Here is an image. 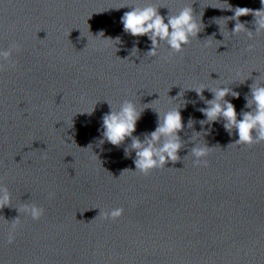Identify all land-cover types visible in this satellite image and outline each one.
Segmentation results:
<instances>
[{"label":"water","instance_id":"water-1","mask_svg":"<svg viewBox=\"0 0 264 264\" xmlns=\"http://www.w3.org/2000/svg\"><path fill=\"white\" fill-rule=\"evenodd\" d=\"M221 2L0 0V48L19 45L15 67L0 70V185L11 195L0 207V264H264V142L233 145L236 129L230 134L223 117L209 123L200 111L213 89L227 87L239 93L224 99L240 119L255 108L246 106L251 87L264 86V30L257 33L249 14L233 34L234 12L215 8L227 6ZM141 4L160 6L161 15L191 5L200 32L183 52L165 42L150 57L148 38L121 23ZM101 31L120 38L118 51ZM201 85L202 95L190 89ZM125 100L142 110L133 133L141 141L157 127V111L179 106V160L144 175L133 172L132 138L100 145L109 103ZM201 145L211 148L207 166L194 163ZM25 204L44 215L21 214ZM114 208L124 209L120 218L98 216Z\"/></svg>","mask_w":264,"mask_h":264},{"label":"clouds","instance_id":"clouds-1","mask_svg":"<svg viewBox=\"0 0 264 264\" xmlns=\"http://www.w3.org/2000/svg\"><path fill=\"white\" fill-rule=\"evenodd\" d=\"M260 3L262 7L256 11L246 7H235L233 9L227 3V0L221 2V4L227 5L226 7L215 8L227 9L234 12V15L231 17V19L236 21L232 29L233 34L245 30V24L240 22L239 18L249 14L256 18L258 25L257 33H259L261 30H264V0H260ZM130 8L131 10L125 12L121 17L123 31L133 37L146 36L151 42V47L147 52V55L150 57H156L161 44L165 42L171 53L183 52L184 46L190 42L191 38L196 37L201 29V23L198 22L194 15L191 5L181 8L176 14L168 15H161L159 12L160 6L154 4H141ZM101 33L103 32L101 31L96 36H100ZM248 37L251 39L252 34L248 33ZM100 38L103 41H112V47L115 49V52L118 51L116 45L119 43V37L105 38L103 33V36ZM206 46H211V42ZM249 50H251V45L249 46ZM18 51L19 45L15 43L11 44L7 49L0 48V70L6 64L15 67L12 57L13 53ZM237 75L239 76V74ZM190 89L194 90L197 95H202L207 86L201 85ZM213 92L214 99L208 102L209 106L200 110L207 122L215 123L218 117H223L226 121L224 128L230 134L233 128L236 129L238 140L233 145H252L264 142V86L253 85L251 87V99L247 100L246 106L252 108L254 104L255 108L252 111L241 113L240 119L237 118L238 114L235 106L230 101L224 99L228 95L238 98L239 93L227 87L213 89ZM180 95L182 93L178 94V96ZM107 103L109 102L107 101ZM109 106V112L102 117L103 133L100 138V145H103L106 141L113 146H119L126 138H132L131 148L135 150L136 156L134 160L135 171L133 172L138 171L147 175L153 169L164 168L168 162H176L180 159L178 154L182 148V143L179 133L183 130L184 123L182 122L179 106L167 111H157V127L143 141L133 138V133L136 130V124L141 117L142 111L137 107V104L133 100H125L118 108H114L110 103ZM94 108L95 105L90 112L84 113L91 115L94 112ZM88 148H91L92 151L91 144L85 149ZM210 149L207 145L194 148V163H203L207 166V161L203 158L208 155ZM10 204L11 195L9 190L0 185V207ZM20 212L21 214L30 216L33 220H39L44 215V209L36 204H25L20 208ZM123 213V208H114L110 212L101 213L100 211L98 216L102 215L104 219L110 218L116 220ZM20 223L19 217L11 222V230L8 235L9 244L14 243V233Z\"/></svg>","mask_w":264,"mask_h":264}]
</instances>
